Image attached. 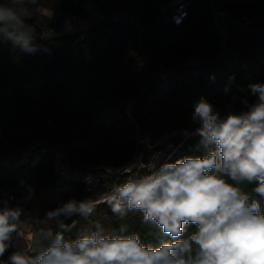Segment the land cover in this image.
Instances as JSON below:
<instances>
[{
	"label": "trees",
	"instance_id": "obj_1",
	"mask_svg": "<svg viewBox=\"0 0 264 264\" xmlns=\"http://www.w3.org/2000/svg\"><path fill=\"white\" fill-rule=\"evenodd\" d=\"M169 1L99 0L105 12L111 13L112 7L128 12L144 33L129 23H101L78 39L76 33H59L67 17L84 16L86 0H36L26 5L30 16L25 18L35 29L36 50L28 52L11 42H0V154L35 147L26 165L0 167V190L13 194L10 206L38 212L40 234L49 228L58 230L54 221H46L47 213L85 198L80 185L56 176L49 145L62 144L78 168L126 166L136 147V126L124 104L137 101L134 117L154 140L165 131L193 133L168 162L175 163L206 154L202 147L198 150L200 137L195 129L199 124L192 120L201 98L221 117L229 111H247L243 100L255 102L249 85L264 83V25L247 32L238 22H229L230 40L224 50L208 0H195L181 27L160 21L159 4ZM214 1L238 16L253 18L263 12L264 0ZM237 1L252 4L231 5ZM41 8L53 12L55 20L42 14ZM192 58L200 64H190ZM162 71L172 75L161 79ZM129 176L108 180L86 198L100 201ZM257 183L244 181L239 187L258 200L264 211V197L253 192ZM60 219L67 225L75 222L64 231L65 240L94 231L99 222L113 235L137 233L147 246L173 242L160 228L143 223L141 212L121 218L104 202L97 203L88 217L77 214ZM196 230V225H186L180 239ZM14 252L8 247L0 264H10Z\"/></svg>",
	"mask_w": 264,
	"mask_h": 264
},
{
	"label": "clouds",
	"instance_id": "obj_2",
	"mask_svg": "<svg viewBox=\"0 0 264 264\" xmlns=\"http://www.w3.org/2000/svg\"><path fill=\"white\" fill-rule=\"evenodd\" d=\"M36 0H0V42L8 41L28 52L36 50L35 29L25 23L28 3ZM254 103L247 111H229L224 117L204 98L194 106L195 134L205 155L175 163L154 164L149 174L131 175L103 197L121 218L141 212L143 223L155 225L173 242L158 247L141 242L137 233L113 235L99 223L75 240H65L67 225L61 216H90L98 201L70 200L47 213L58 230L41 232L46 248L34 254L14 252L10 264H264V211L258 200L241 189L244 181L258 182L253 192L264 197V83L249 85ZM227 178V179H226ZM231 180L235 183H229ZM20 211L0 209V257L20 225ZM197 230L180 239L185 226ZM126 231L121 226L120 232Z\"/></svg>",
	"mask_w": 264,
	"mask_h": 264
},
{
	"label": "built area",
	"instance_id": "obj_3",
	"mask_svg": "<svg viewBox=\"0 0 264 264\" xmlns=\"http://www.w3.org/2000/svg\"><path fill=\"white\" fill-rule=\"evenodd\" d=\"M98 1L99 0H86V2L82 5V9L85 13L84 16L67 17L64 21L63 30L59 33V36L75 33L76 31L88 32L93 26L101 23H129L138 27L140 34L144 33L145 29L140 27L139 21L132 17L128 12L117 7H112L111 13L105 12L102 10ZM194 1L195 0H170L167 3L159 4L161 11L160 21L177 27L183 26L190 16V10ZM208 1L210 2L211 10L214 13L215 25L220 31L224 41V50L228 46L230 40L228 31L229 22H238L247 32L255 31V26L257 25H264V5H261L263 12L254 15L253 18H250L248 14L238 16L236 13L225 8L224 5L219 2L214 0ZM241 4H252V2L237 1L231 3V5ZM190 64L198 66L200 63L198 59L192 58L190 59ZM171 75L172 73L162 71L160 78L165 79ZM136 103L137 101H127L124 104V110L128 118L136 126V147L132 154L131 161L126 166L119 168H78L73 166L71 159L62 144L48 146V150L55 163L56 176L60 179L68 180L72 183L80 185L84 190L85 198L83 201H90L86 198V195L93 193L101 184L106 183L108 180L122 176L149 174V169L147 167H141V165H148L151 163L155 165L153 170H159L160 166L164 163H168L180 150L185 141L193 135V133H188L184 130L165 131L159 139L154 140L149 133L143 130L142 126L134 118V108ZM181 136L184 138L178 142L177 140ZM34 149L35 147H32L18 153H7L5 155L0 154V167H21L26 165L30 162ZM13 200L14 196L11 192L6 189L0 190V209L7 208L19 210V220L22 219L21 221L23 224L32 227L34 230L36 228L38 213L36 214L33 211H26L25 208H14L10 206V202ZM102 201L103 199L98 201V203ZM17 232L16 236L19 237V231ZM13 235L11 236L9 247L13 248L16 252H35L38 245L46 248L45 243L36 242V232L34 231L29 234L30 237L27 238L28 247L26 250H18L15 246V240L13 242Z\"/></svg>",
	"mask_w": 264,
	"mask_h": 264
},
{
	"label": "rangeland",
	"instance_id": "obj_4",
	"mask_svg": "<svg viewBox=\"0 0 264 264\" xmlns=\"http://www.w3.org/2000/svg\"><path fill=\"white\" fill-rule=\"evenodd\" d=\"M39 11L49 18L53 19L55 17V14L53 12L48 11L44 8H41ZM75 33H76V35H79L78 39H83L87 36L86 31H83V32L76 31ZM33 212L36 214L38 213L36 210H34ZM21 220L22 219H20L19 222H17L19 225L21 224L20 227H18V229H17V231H19V237L16 236V234L18 233L17 231L12 233V235L14 234L12 239H13V242H14V240L16 242L15 243L16 248L18 250H22V249L26 250V248L28 247V239L27 238L30 237L29 234L33 233L34 231L37 233L36 242L42 243L41 234L39 232H37L36 228L33 230L32 227L23 224V222Z\"/></svg>",
	"mask_w": 264,
	"mask_h": 264
}]
</instances>
